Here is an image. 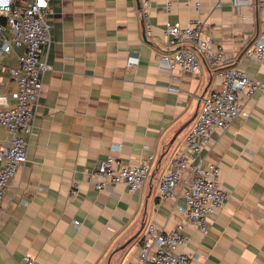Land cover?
Listing matches in <instances>:
<instances>
[{
    "label": "crops",
    "instance_id": "crops-1",
    "mask_svg": "<svg viewBox=\"0 0 264 264\" xmlns=\"http://www.w3.org/2000/svg\"><path fill=\"white\" fill-rule=\"evenodd\" d=\"M259 1L151 0L149 34L141 0L52 1V68L43 76L27 161L4 199L0 264H23L26 254L34 264H147L139 252L145 226L170 229L184 220L190 172L168 198L158 194L159 179L203 97L220 84L209 66L194 74L160 63L158 54L176 48L166 43L168 23L202 20L228 67L264 80V64L243 55L264 30ZM22 51L0 56L1 106L16 103L9 69ZM244 110L204 148V164L220 166L229 196L206 231L185 224L189 264H264V90L246 96ZM11 137L0 125V146ZM111 154L126 165L154 155L139 191L124 183L96 188L90 174Z\"/></svg>",
    "mask_w": 264,
    "mask_h": 264
},
{
    "label": "built area",
    "instance_id": "built-area-1",
    "mask_svg": "<svg viewBox=\"0 0 264 264\" xmlns=\"http://www.w3.org/2000/svg\"><path fill=\"white\" fill-rule=\"evenodd\" d=\"M53 0H0V56L22 48L16 65L10 67V76L17 86L16 103L0 105V125L11 132V141L0 146V221L4 214V199L12 178L27 161L29 136L33 133L35 106L42 93L44 74L51 70L48 48L51 42L50 15ZM236 5L251 4L253 0H233ZM258 8L264 12V0ZM151 0H141V11L146 31L151 32ZM166 43L169 48L158 54V60L170 70L200 74L203 62L195 47L209 67L216 71L220 84L202 99L195 122L186 134L183 144L172 156L169 167L159 179L158 194L161 198L176 195L181 177L189 170L190 177L184 185L186 206L184 220L170 229L149 222L145 226L139 249L140 258L147 264H189L191 255L182 250L188 237L186 223L198 226L202 231L209 228L210 218L222 208L228 192L220 183V166L215 162L204 164L203 151L210 143L212 134L226 129L240 114L246 115V96L264 90V80L250 77L239 66L228 67L230 60L223 48L203 31L202 20L186 24L168 23ZM243 55L264 64V30L248 46ZM129 60V65H136ZM119 146L113 149L117 150ZM154 155L136 165H126L116 154L102 160L90 177L96 188L124 183L130 191H139L150 176ZM76 224L79 222L76 221ZM23 264H34L30 254L24 255Z\"/></svg>",
    "mask_w": 264,
    "mask_h": 264
},
{
    "label": "water",
    "instance_id": "water-1",
    "mask_svg": "<svg viewBox=\"0 0 264 264\" xmlns=\"http://www.w3.org/2000/svg\"><path fill=\"white\" fill-rule=\"evenodd\" d=\"M193 49L198 53V55H199V57L201 58V60H202V62H203V65L204 66H207L208 67V64L206 63V61H205V59H204V57H203V55L195 48V47H193ZM197 116V114L195 115V117ZM194 117V118H195ZM193 118V119H194ZM192 119V120H193ZM191 121H189L188 123H186L185 125H183L181 128H179V130L176 132V134L173 136V138H172V140H171V143H173L174 142V140L176 139V137L178 136V134H180L182 131H183V129L186 127V125H188L189 123H190Z\"/></svg>",
    "mask_w": 264,
    "mask_h": 264
}]
</instances>
